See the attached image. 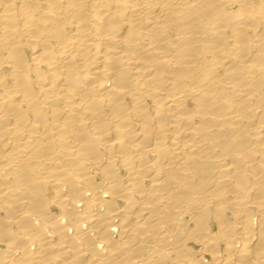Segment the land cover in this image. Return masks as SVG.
I'll use <instances>...</instances> for the list:
<instances>
[{
    "label": "bare ground",
    "instance_id": "bare-ground-1",
    "mask_svg": "<svg viewBox=\"0 0 264 264\" xmlns=\"http://www.w3.org/2000/svg\"><path fill=\"white\" fill-rule=\"evenodd\" d=\"M0 264H264V0H0Z\"/></svg>",
    "mask_w": 264,
    "mask_h": 264
}]
</instances>
